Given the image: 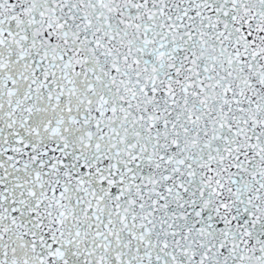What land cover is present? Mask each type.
Masks as SVG:
<instances>
[{"label":"snow or ice","instance_id":"snow-or-ice-1","mask_svg":"<svg viewBox=\"0 0 264 264\" xmlns=\"http://www.w3.org/2000/svg\"><path fill=\"white\" fill-rule=\"evenodd\" d=\"M0 264H264V0H0Z\"/></svg>","mask_w":264,"mask_h":264}]
</instances>
